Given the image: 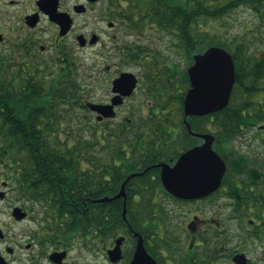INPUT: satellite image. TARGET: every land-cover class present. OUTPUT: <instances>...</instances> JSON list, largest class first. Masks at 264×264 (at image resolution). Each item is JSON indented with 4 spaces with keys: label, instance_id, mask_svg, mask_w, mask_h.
Segmentation results:
<instances>
[{
    "label": "flooded vegetation",
    "instance_id": "flooded-vegetation-1",
    "mask_svg": "<svg viewBox=\"0 0 264 264\" xmlns=\"http://www.w3.org/2000/svg\"><path fill=\"white\" fill-rule=\"evenodd\" d=\"M139 3V0H0V65H18L25 73L31 65L38 69L48 65L54 72L57 66L75 65L70 55L72 41L81 50L95 49L103 58L117 59L114 64L102 66L101 99L94 101L89 93L87 100L90 124L99 126L103 134L109 128L120 138L115 144L92 143L89 149L87 176L101 181L102 188L93 189L91 184L84 200L71 196L70 192H65L68 197L61 194L58 197L80 214L95 209L107 211L110 207L121 218L120 230L112 238H108L106 230L93 231L91 220L84 229L69 230L62 224L59 210L48 205L53 202L46 197L51 192L0 190L3 208L8 210L14 224L23 227L10 235L0 224V264H91L94 254L111 264L122 261L129 264L139 237L157 264L219 261L237 264L238 254L248 264H264V125L243 127L235 134L228 158L221 155L215 137L213 148L225 163L217 188L189 199L169 193L161 182V163L173 166L181 153L201 144L203 139L190 134L183 124L182 102L190 87V65L181 69L178 65L151 60V51L143 53L140 40L146 31L132 29L126 12V6ZM171 33L176 35L177 31ZM126 35L137 41L124 42ZM129 53H133V59ZM132 64L137 66L134 71L125 68ZM124 72L133 73L137 79L129 94L115 89V80ZM155 83L160 85L158 92H154ZM171 89H175L174 94ZM137 92L147 103L137 105L134 119L121 109ZM152 93L155 97L148 101ZM166 97L180 102V110L176 112H181V118L177 124L140 125L142 121L152 123L166 113L176 119L169 109L170 103L162 102ZM159 103H167V110L154 111ZM93 104L110 106L105 109L110 114L94 110ZM189 136L194 143L185 147ZM114 145L117 151L113 150ZM93 155L101 158L95 159ZM130 174L134 175L125 182L124 196L114 198ZM109 181L119 182L118 188L109 190ZM36 193L43 195L31 197ZM102 197L111 199L99 202ZM16 207L20 210L15 213ZM124 208L126 219L122 217ZM118 237L124 238L120 243L121 258L113 262L109 251ZM253 251L255 256H250Z\"/></svg>",
    "mask_w": 264,
    "mask_h": 264
},
{
    "label": "trees",
    "instance_id": "trees-1",
    "mask_svg": "<svg viewBox=\"0 0 264 264\" xmlns=\"http://www.w3.org/2000/svg\"><path fill=\"white\" fill-rule=\"evenodd\" d=\"M139 2L126 6L127 23L131 28L171 34L178 45L186 50L191 63L192 55L209 45L223 46L231 53L235 83L228 104L214 113L187 118L191 129L212 133L221 155L228 158L232 137L243 127L264 121V51L257 56L251 54L242 38H236L234 43L227 45L225 41L216 39V35L209 37L206 31L200 30L197 20L201 16L220 18L226 12L245 5L264 21V0ZM171 30L177 31V34H172ZM129 54L133 59V53ZM42 67L38 69L36 65H31L28 73L22 71L21 67L16 73L9 72L5 66L0 68V173L12 182L16 190L51 192L46 195L53 199L48 205L59 210L62 224L67 229H84L91 220L93 231L106 230L108 238H112L120 230L121 218L116 209L109 207L107 211L95 209L80 214L58 196L70 192L71 196L84 200L89 195L91 184L93 189H101V181L87 176L89 149L92 143L95 145L105 141L115 144L120 138L117 132L109 128L103 134L99 126L90 124L87 109L90 92L84 89L85 83L79 80L77 65L55 68L57 70L54 72L48 65ZM259 96L261 99H254ZM166 105L159 103L154 111L167 110ZM150 124L160 127L177 123L174 117L166 113L152 123H140L146 126ZM161 134L165 132L161 131ZM193 140L189 136L185 147L191 146ZM113 150L117 151L118 147L114 145ZM94 158L100 159L101 156L95 155ZM118 185L117 181H109V190L117 189ZM41 195L36 193L31 197L40 198Z\"/></svg>",
    "mask_w": 264,
    "mask_h": 264
},
{
    "label": "water",
    "instance_id": "water-1",
    "mask_svg": "<svg viewBox=\"0 0 264 264\" xmlns=\"http://www.w3.org/2000/svg\"><path fill=\"white\" fill-rule=\"evenodd\" d=\"M81 40V37L78 36ZM192 63L188 68L190 87L183 98V124L192 135L201 137V144L190 147L177 158L173 166L161 163V182L163 187L178 198H197L218 187L222 179L225 163L222 157L214 150L215 136L210 133L193 132L188 122L189 116H204L223 109L235 83V68L231 53L223 46L209 45L200 52L192 55ZM136 77L131 72L122 73L114 82L115 89L122 94H129L136 85ZM94 110L109 115V107L100 104L91 106ZM142 172L138 173L141 174ZM122 182L120 191L114 198L124 196ZM111 198H99V202ZM16 207L14 212L19 211ZM122 217L126 219L125 208ZM123 237H118L115 247L109 251L110 259L116 262L121 258L120 243ZM237 264H248L242 254L235 258ZM129 264H157L145 251L141 237Z\"/></svg>",
    "mask_w": 264,
    "mask_h": 264
},
{
    "label": "rangeland",
    "instance_id": "rangeland-1",
    "mask_svg": "<svg viewBox=\"0 0 264 264\" xmlns=\"http://www.w3.org/2000/svg\"><path fill=\"white\" fill-rule=\"evenodd\" d=\"M218 1H213L216 3ZM198 25L200 26L201 31H206L208 36L216 35V39L220 41H225L229 45L234 43L236 38H242L246 45L248 46V51L255 56L259 55L264 51V21H262L253 10L248 6L241 5L230 12H226L220 18H209V17H199L197 20ZM146 30L141 44L144 47L143 53L151 51V60L163 61L167 65H178L181 69L185 68L186 65L191 64V59L187 52L178 45L177 39L171 37L169 33H161L158 31L149 32ZM141 34V35H143ZM105 38V36L103 35ZM124 42L128 41H137L134 36L126 35L123 37ZM72 52L70 53L72 60L75 65H77V73L79 80L85 83L84 89L91 93V96L94 97V101L101 99L102 85H101V76L100 71L104 63L114 64L117 61L116 58H103L104 55L97 52L95 49L81 50L73 41H72ZM5 66L7 70L14 73L20 70L18 65H0V68ZM51 66V65H50ZM59 66H57V69ZM125 68L134 71L137 66L133 65ZM156 89L154 92H158L160 85H154ZM92 91V92H91ZM175 92V89H171ZM152 93V96L148 97V101L153 100L155 95ZM263 98V97H262ZM143 99V100H142ZM255 100L261 99V96L254 97ZM264 99V98H263ZM168 101L170 103L169 109L174 112L176 116V122L180 120V114L178 113L180 108H178L179 103L172 99L169 101V97H166L162 102ZM147 103V100L144 99L138 92L136 96L132 99H129L126 105L121 109V112L130 115L132 118L137 117V112H133L137 109V105ZM178 111V112H176ZM257 126L264 125V121L256 123ZM261 132V130H259ZM264 132V129L262 130ZM88 168V166H86ZM14 189L12 182L3 178V174L0 173V190H10ZM4 202H0V224L5 230L6 233L12 235L16 232L22 230L21 225L14 224L11 220L10 214L7 209L3 208ZM5 223V225H2ZM95 244V242H93ZM255 251L250 253V256H255ZM73 254H75L73 252ZM91 264H111L106 261L101 255H93L91 258ZM120 264H126L125 261H122ZM215 264H226L224 261L216 262Z\"/></svg>",
    "mask_w": 264,
    "mask_h": 264
}]
</instances>
